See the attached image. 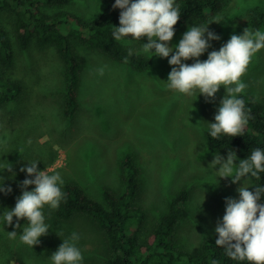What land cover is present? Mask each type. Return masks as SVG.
I'll list each match as a JSON object with an SVG mask.
<instances>
[{
	"label": "rangeland",
	"instance_id": "obj_1",
	"mask_svg": "<svg viewBox=\"0 0 264 264\" xmlns=\"http://www.w3.org/2000/svg\"><path fill=\"white\" fill-rule=\"evenodd\" d=\"M223 3V10L209 21H193L176 32L169 46L175 48L190 27L218 21L211 23L209 30L220 39L210 41L211 47L199 57L206 60L209 52L218 51L231 35H242L250 28L251 17L264 11V0ZM104 8L100 0H74L64 7L46 6L44 10L91 20ZM12 17V13H0L3 25L14 35ZM147 42V37L122 40L133 52L152 59L146 71L75 42L83 63L80 103L76 116L67 119L63 115L65 66L57 49L34 45L22 51L15 41L17 64L11 75L23 83L26 93L18 105L0 108V184L12 189L8 194L0 192V264H53L51 255L74 232L80 237L81 264H108L102 234L90 217L61 222L52 216L49 206L43 209L49 233L40 243L34 248L20 247L26 245L21 241L11 246V226L5 224L2 214L15 207L23 191L21 182L34 178L21 171L29 162H39V170L59 172L63 185L77 183L90 197L107 205L105 190L119 195L124 192L121 161L132 154L141 169L136 203L147 214V230L158 224L179 191L190 190V215L180 221L176 235L180 249L188 252L198 251L207 238L217 234L215 228L225 214L226 198L239 199L237 189L243 183L255 191L253 177L232 183L230 177H218L219 165L217 169L209 166L215 154L226 158L229 150H235L213 149L207 136L208 123H212L226 89L221 86L214 101L206 100L198 91L189 96L169 89L171 54L169 58L144 54L142 44ZM184 62L192 64L195 60ZM101 68L103 75L99 74ZM242 80L248 86L242 94L264 103V49L253 58ZM10 165L11 172L7 170ZM20 222L22 229L28 223L26 219ZM22 252L26 254L24 260Z\"/></svg>",
	"mask_w": 264,
	"mask_h": 264
},
{
	"label": "trees",
	"instance_id": "obj_2",
	"mask_svg": "<svg viewBox=\"0 0 264 264\" xmlns=\"http://www.w3.org/2000/svg\"><path fill=\"white\" fill-rule=\"evenodd\" d=\"M73 1L0 0V13H12L14 27V35H11L0 19V108L8 104L18 105L26 93L23 83L11 75L17 64L15 41L22 51L34 45L41 48L54 46L57 49L65 66L63 115L67 119L76 116L80 103L83 63L76 54L75 42L138 71L151 67L153 61L149 56L137 54L130 46L114 39L113 31L120 26L121 12V9L113 8L115 0H100L105 5L104 11L91 20L64 11L49 14L44 10L46 6L64 7ZM176 3L180 7L181 17L175 26V33L187 28L193 21H209L224 7L223 0H176ZM249 25L253 31L263 28L264 11L254 14ZM122 40L134 39L125 37ZM129 50L132 51L131 55ZM241 96L245 100L246 110L251 113L243 135L231 137L221 134L213 139L208 130L207 136L213 149H235L240 159H246L254 149L264 150V103L248 94ZM214 117L212 122H215ZM121 171L124 192L119 195L105 190L107 205L90 197L77 183L68 182L62 187L65 197L60 206L51 209L52 216L61 222H69L79 216L90 217L102 234L108 264H212L213 260L217 264H249L247 261L232 260L224 249L216 246L218 234L207 238L198 251L180 249L176 239L178 226L182 219L190 215L187 204L191 192L187 188L175 195L158 224L147 230V214L136 203L141 188V169L132 154L122 159ZM254 179L256 186H264V173ZM260 203H264V197ZM16 220L13 218L11 231H17L18 235L16 239H11V246L20 243L19 234L23 233L22 226L15 228ZM20 247L29 248L28 245ZM21 255L24 260L26 254L22 252Z\"/></svg>",
	"mask_w": 264,
	"mask_h": 264
},
{
	"label": "clouds",
	"instance_id": "obj_3",
	"mask_svg": "<svg viewBox=\"0 0 264 264\" xmlns=\"http://www.w3.org/2000/svg\"><path fill=\"white\" fill-rule=\"evenodd\" d=\"M113 8L121 9L119 27H115L113 37L122 41L125 37L141 40L147 37L148 42L142 44L141 51L151 57L171 58L172 69L168 76L167 87L181 94L194 95L197 91L206 100L214 101L221 86L226 95L220 101L215 114V122L208 123L209 134L213 139L221 134L235 137L242 136L249 120L250 110H246L245 100L241 94L248 87L242 78L245 76L253 58L264 49V31H253L245 28L242 35H231L218 51L208 53L206 60H200L210 47V41L220 37L209 30V24L190 27L183 34L175 48L169 46L175 36V26L181 13L176 0H115ZM154 50V51H153ZM132 51L129 50V55ZM194 59L187 64L184 61ZM104 69H99L103 75ZM235 150H229L227 157L215 154L210 167L217 169L219 178H232V183L244 181L247 177L259 178L264 173V150L254 149L246 159L238 163ZM39 162H29V166L21 168L28 177L21 182L22 195L17 197L15 207L3 211L2 219L7 225L20 229L21 220L28 223L19 234L20 241L30 247L40 243V238L49 233V225L45 222L43 209L49 206L57 209L65 197L62 191L64 183L59 172L50 173L39 170ZM7 170L12 171L10 165ZM34 189L29 191V186ZM250 191L244 183L237 189L239 199L226 198V211L222 221L217 223L215 232L218 238L216 246L224 249L226 255L234 261H247L249 264H264V186L254 187ZM11 187L0 184V192L11 193ZM17 231L8 232L10 239H16ZM80 237L77 233L63 240L58 250L51 255L53 264H81L83 255L77 246ZM212 264H217L215 260Z\"/></svg>",
	"mask_w": 264,
	"mask_h": 264
}]
</instances>
